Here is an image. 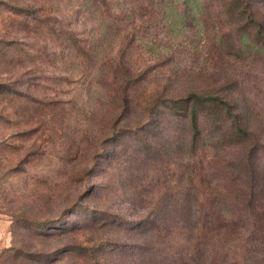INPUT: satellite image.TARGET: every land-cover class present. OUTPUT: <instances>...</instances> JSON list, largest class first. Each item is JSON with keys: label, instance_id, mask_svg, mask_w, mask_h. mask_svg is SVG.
I'll list each match as a JSON object with an SVG mask.
<instances>
[{"label": "rangeland", "instance_id": "obj_1", "mask_svg": "<svg viewBox=\"0 0 264 264\" xmlns=\"http://www.w3.org/2000/svg\"><path fill=\"white\" fill-rule=\"evenodd\" d=\"M82 2L0 0V264H264V0ZM189 94L244 133L197 104L184 147Z\"/></svg>", "mask_w": 264, "mask_h": 264}, {"label": "trees", "instance_id": "obj_2", "mask_svg": "<svg viewBox=\"0 0 264 264\" xmlns=\"http://www.w3.org/2000/svg\"><path fill=\"white\" fill-rule=\"evenodd\" d=\"M83 7L85 6H89V7H93V5H95V0H84V2L81 3ZM249 5V6H248ZM247 8H250V5L248 3ZM252 9V8H251ZM249 16V15H248ZM251 22L254 24V27L256 28V31L259 35H261V37H263L262 41H257L255 39H251V41H249V44L244 47L243 44H239L238 46V50L241 52H248V53H264V36L262 34V23L261 21L257 18V22L251 20ZM245 37V36H244ZM7 90V89H6ZM9 92V91H8ZM1 93V91H0ZM11 94H14V92H9ZM172 106L171 108L175 110L176 115L182 119L183 121H186L187 126H188V134L189 137L188 139L184 140V147L192 150H196L200 145H199V131H198V125H197V119H196V105L198 104H203L206 106H213V107H221L224 108L226 111H228V114L231 115V121L235 130L239 133H244L243 130L241 129V120H240V116L236 111L232 112V107L229 105L228 102L220 99V98H216V97H210V96H206V97H201L195 94H189L188 96H185L179 100H177L176 102H171ZM156 106V105H155ZM213 138H211V136L208 137V141H212ZM206 142V141H204ZM105 148V147H104ZM187 168L189 169V166H187ZM186 168V169H187ZM88 177V175H87ZM185 178L189 179V183L192 181V179L196 178L195 172L194 170L191 168V171L186 170V176ZM82 181V179L80 180V182ZM85 184L84 179L81 182V187H83ZM96 188L93 186H91V188H89L88 190H80L78 191L77 189V193L79 194V197H77V200L80 202V206H83V201H85V198L87 199L88 204L91 201H98L99 199H101L102 197V191L101 190H95ZM94 190V191H93ZM194 190V189H192ZM196 193L198 192L199 195H201L202 197H205L206 199L209 198L210 196L213 195V187L208 186L207 188L199 186L197 188V190L195 191ZM254 190L251 191H247L244 194V197H242V201H246L247 199H249L253 194H254ZM264 193V191L262 192ZM86 194V195H85ZM79 205L75 204L74 205V209L75 208H80ZM216 206V205H215ZM89 207V206H86ZM216 212L218 210H222V206L219 205L216 206ZM92 207H91V211H92ZM259 210L262 212L261 214V222H260V227L256 228V233L254 235L253 240L255 241V243H258V245L262 248H264V206L260 207ZM90 209L88 208L86 213L91 212ZM169 209L165 208L163 213H168ZM84 220H86V222L88 223H95L96 218H94L92 215L90 216H86L84 218ZM106 220V219H105ZM78 229L77 227L75 228V226H69V227H64V229H59V228H54V227H49L47 228V233H44L43 227L42 225H40L39 227H36V234L39 236H46V237H58V236H63L65 233L67 232H72L74 230ZM9 252H15L18 253L17 250H15L14 248H6L4 250L0 251V259ZM19 256L25 260H28V256L26 254H21L19 253Z\"/></svg>", "mask_w": 264, "mask_h": 264}]
</instances>
